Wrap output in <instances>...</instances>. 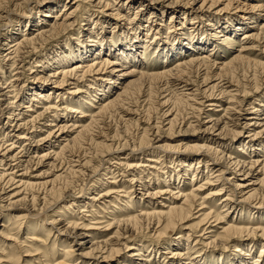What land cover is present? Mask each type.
Masks as SVG:
<instances>
[{
  "label": "bare ground",
  "instance_id": "bare-ground-1",
  "mask_svg": "<svg viewBox=\"0 0 264 264\" xmlns=\"http://www.w3.org/2000/svg\"><path fill=\"white\" fill-rule=\"evenodd\" d=\"M32 1L36 2L38 0H0V40L5 42L7 38L12 39L11 42H9L7 55H4V57L9 56L8 60H10L11 62L9 67L13 68V70L16 71L14 73L9 72L11 74H14V76L12 75L13 80L10 79L13 82L12 84L9 82L5 87L0 86V97H5L9 102L10 98H8V95L12 94V96L13 95L14 96L11 98H13L14 101L17 98V95L20 93V89L18 88V85L21 84L22 82H23L22 88L25 86L26 89H28L29 91L28 92L29 94H27L29 98H27L26 100L27 105H21L22 102H19V104L16 107V103L12 101H11L12 103H8L7 105L9 108L8 111L11 113L9 114L10 116L8 115L6 119L10 121L12 119L11 115L13 114V116L16 117L15 121L17 122L15 124H10L8 126V130L6 134L9 136L10 140L9 139H8L9 141L5 140V142H3L4 140H0L1 143L3 142L0 146V202H2V200L5 199L7 206H13L14 203L18 202V200L13 202L12 199H15L23 194L21 199L23 201H26L28 197H30L28 201L30 202V205L33 208L36 207L38 204L39 205L41 204L42 207L40 211L45 208L48 209L52 207V205H55V203H58L60 201H65V199H69V198L71 199V202L69 204L70 206H67L68 209H71L72 207L73 208L76 207L77 209L83 208L81 209V212H85L86 208H88L89 209L88 213L90 215H86V217L89 218L88 220H86L87 222L85 224L78 225L69 222L67 227L69 229H72V231L80 229L81 232H83L80 234L77 232L75 233L73 232L72 238L74 239V241L76 238L79 237H83V238L87 237L89 238V240H92L94 239L93 237H95L94 235L97 234V232L100 234H104L107 231L114 230L113 235L110 238L109 242L104 240L99 242L93 240L91 241L90 247L87 248V251H85V253L81 254L80 256L82 258L89 257L92 258L93 260H96V257L94 255V253H96L97 254L96 256L97 257L99 256V258H101V262H103V264H109L108 261H110L113 257L118 256L121 250L127 253L126 258L128 259L127 261L130 263L156 264L152 255L154 253H156V255L158 254V250H159L158 247L161 248L162 250H165L160 252V256L162 255L166 256L165 259L161 260L162 264H182L186 260H190L189 261L190 264H193L192 262H194V264H201L200 261L208 257L210 258V264H225L224 263L225 260L223 259H226L227 257L219 255L218 262H216L217 261L216 258L211 255H206L204 253L194 255L195 253H199L201 250L199 249L193 250L192 246L190 247L186 246L185 248L184 247L182 248L181 246L182 244L180 245V242L175 241L173 246L166 245L167 248L165 246H162V242L166 234V230L168 228L172 230L175 227L177 228V226L179 227L183 221L191 217V210L195 208L194 206H196L198 207L196 213L197 214L200 212L201 213L196 218L198 221L196 222L195 225L191 226L190 228L187 227L183 228L188 232L186 234V242H188L190 237L193 236L194 239L199 238V241H196L197 239L194 241L195 243L194 245L200 244L202 247H205L207 249H213V248H217L216 244L220 245V243L224 241L225 243L228 244L233 243L236 236L228 235L230 232H237V233L246 232L247 234L246 236L243 234L244 235L243 240L245 239V241H250L249 243H247L248 245L241 243V245L236 246V247H240L241 249L243 248L244 253L241 254L242 255L241 257L231 258V259L228 258V261L229 264H250V262L245 258V257L249 258L250 255H248L247 253L245 254V252H251L250 249H252L253 246L256 245L255 243L264 240V225H258V227L255 228L240 227L239 225H237L239 222L237 221L236 218L229 220L231 221L229 223L225 222V219L230 218L229 215L231 213L237 214L238 212L239 215L241 214L243 215V218L244 215H246V217L249 219L250 218L257 219L259 221V224L264 221V212L258 211L256 212L258 217H254L253 214L254 209L253 210H250L248 208L244 209L243 207L242 208L236 207L235 205V203L237 202L242 206L249 205L251 208L252 207L255 208L257 206L258 209L264 205V141L262 142L260 140L261 139L260 135L262 132H264V129H262L261 131H257V129H261L264 126V123H262L264 121V113L261 114L263 115V117H260L259 114L261 111L264 112V108H256V106H253L254 104L249 102L247 97H248V92L250 91L245 90L246 86L245 88L243 86L244 89L242 88L241 90L238 88V86L236 85L233 86L232 84H230L229 83L230 81L224 82L222 85H221V81L219 82V84L216 82L215 84H212L211 83L212 81L210 82V78L208 77V72L216 68L215 64L217 62L215 63L214 60L211 61L208 56L207 57L193 56L190 57L188 60H184V59L177 60L174 67L166 66L165 64H168L170 61L176 59L178 56H182L185 50L186 52L197 53L198 51H204L205 49L207 48L209 49L211 47L212 51L213 50L217 51L218 46H223L224 45L223 43L230 41L227 37L228 33L236 34L239 33L240 31H244L245 29H248V27H250V25L248 24H256L258 20L253 21L255 20L253 18L247 19V20H251V22L249 23H244V20H234L235 22H237V24L235 23L233 25L232 22H230L231 20L207 19L205 25L206 27H211L212 29L216 27L215 31H213V34L211 36L209 35V38L208 37L200 38L199 40H194L195 38H193L191 40L189 39V37L188 38L183 37L182 40L188 41V44H179L177 48H174L173 45H171L170 46L171 48L169 49H168V46L170 45L169 43L163 42V44L160 45L158 43H160V41L162 40H160V38H156V44H155L156 47L154 48L152 47L153 50L151 49L150 42L149 45L143 44L144 42L140 43V41L138 42L137 39L138 37L136 38L134 37L136 40L134 39L133 41L129 40L127 30H122L121 28L118 29L120 31L119 37L120 39L128 38L129 41L127 43L121 44L120 42L116 43L110 41L104 44L103 40L96 41L95 39H92L94 38L92 34H88L85 42L77 41L78 42L77 49L75 48L74 50L71 47L69 48L64 47L63 50L59 49L58 51H56L52 58H47L44 57L43 54L44 49L53 48L52 43H55L57 39H59L61 35H63V33L67 32L74 25L75 13L81 12V8L84 6V4L89 6L91 5V7H98V8L103 7L104 9L108 6V4L107 3L101 4L102 3L101 0H98L96 3H94L96 0H75L72 3L73 5H75L73 10H71L68 14H66L65 13L66 5L63 4L62 9L63 8L64 9L62 10V12L64 13L61 16H60L61 14L60 12L56 13L53 18L54 22L48 23L49 21H47V18L50 17V15L48 16V14H53L60 3L56 4L54 7H49L45 9L43 13H40L41 17L43 18L42 19L39 18V20L37 21V25L34 26V27H38L35 35L34 34L32 35V33L24 34V31H21L20 27L16 28L17 32H22L21 36H19L21 37V40H18L17 38H15L16 34L12 33L13 30H15L12 27H15L16 25L10 26L12 30H9V34H8V29L6 30V28L15 19L14 15H16L15 14L16 11L17 10L22 11V9L25 8L24 4H27ZM147 1L156 2V4L160 3L161 6L163 7L165 6V8H169V9L171 8L172 10H176L174 13H171L172 18L174 17L175 14H180V13L181 16L190 15L187 13L186 9H190L194 6L193 4L201 2L198 10H196L197 11L196 16L199 19L198 16H202V13H204L203 8L205 7V5L209 2H210V6L214 4V0H190V4L189 3L182 4L181 2L183 0H147ZM128 3L139 4L138 6L140 7L139 9L141 10L138 9L139 10L138 15L139 17L144 15L143 14L144 10L142 9V7H144V4L141 0H137V1L129 0ZM156 4L151 6L150 10L157 9L158 7L156 6ZM188 4L189 6H187ZM148 7L150 6H147L146 9ZM259 9L261 11H264V4L261 5ZM160 11H161V15H163L166 12L162 8L160 9ZM152 14L154 13H151V15ZM103 17L105 20H107L105 21L106 23H108L110 19L111 20L115 19L114 14L111 13L107 14V16L104 13ZM95 22H97V20ZM28 24L29 23H27L26 25ZM138 24L139 23L136 24L137 29L138 30L142 29L139 28ZM262 24L263 23H261V26ZM220 28H223V30H225L227 34H223L222 30L219 31L218 29ZM250 28H254V27H250ZM149 29L150 26L148 30ZM156 30L158 29L156 28ZM134 31H136V29H134ZM252 32L244 33L242 41H245L247 42V44H249V42L251 43V41H255L259 43L260 41L264 40V31L263 33H260L258 31L257 33H252ZM216 34H219V36H217ZM218 38L219 39L222 38V42L216 45V40H219ZM210 41L213 42L210 43ZM0 45H5V44L3 43ZM105 52L107 53V55L102 56L104 55ZM149 52H151V56L158 54L160 57L164 58L162 63L165 66L162 67V70L158 73H150L152 71H148L145 73L139 72V76L136 80L130 81L125 85L121 86L120 88H118L117 91L116 90L114 91L113 99L107 98L108 97L107 95L114 90V87H112V85H115L117 83V80H120L121 75L123 76V74L120 73L121 71L120 67H122L120 66L122 65L120 64V62L125 61V63L127 64H129L130 62L132 64H135L137 63L136 61L138 56L139 57L145 56V54ZM41 54H43V56H41ZM141 54L143 55L141 56ZM90 58H92V60H89ZM236 60L237 59L235 58V61ZM235 61L233 60V62ZM229 65L223 63L221 67L224 69L226 66L229 67ZM52 66L53 68H55L54 72L50 73L40 82H36L35 80L29 81L28 79L23 78L24 75L22 74V72L25 70V67H29L28 71L31 70L30 68H41V70L44 71L45 69H50ZM258 66L263 67L264 64L260 63L259 61ZM201 68H203L204 70L203 73L204 75L202 74L203 77L201 76L202 77L201 83H197L195 79H193L194 81L192 82V81H188L187 77L184 78L185 75L186 76L188 74L190 75V73H186L187 71L190 70L195 71V76L197 75L199 76L200 75L199 71ZM18 70L20 71L17 72ZM135 72L136 71L133 69L128 73L129 75L130 74L134 75ZM0 74L3 73L0 72ZM152 83H154L153 88L154 90L156 89L157 96L159 95L158 93L160 92L162 94L166 93V96L168 97L170 94H173L170 93V91L172 90L178 92L181 91V93L179 92L180 98L178 97L177 98L180 101L181 98H183L185 101L192 102V105L190 104V106H192L193 110L199 113L203 111L202 107H204V104H207L205 105V107H211L212 109L213 108L216 109L217 112H223L224 115L225 114L230 115L226 117L225 121L215 120L213 118L214 115H208L207 116L208 121L206 123H209L210 125L208 128H206V131L207 133H211V135L214 134L215 131H218V136L231 133L233 141H237L238 139H240L239 137L242 135V131H246L247 135L245 136V138L249 139V142L241 141L240 145L241 146L244 145V147L247 146L252 148L251 150H249V153L245 151L243 152L245 156H249V157H247V159H243L238 155L233 157L231 154L228 153V149H230V146L222 145L221 149L217 150L216 149L217 147L212 148L210 145H207L206 141L208 140L205 139L203 140L205 141V143L203 144L201 143V144H193V145L185 146L183 150V154L185 155L184 158L185 160L180 162L182 166L186 162V159L191 162H195L197 164L203 163L205 169H207L206 172L207 176H204V183L192 185L190 187L189 192L185 191L184 189L185 185L183 184L177 188V191L174 192L173 190L170 189L171 185L168 186L165 185V187L163 186V188L162 187L155 188L153 185L150 186L148 184L145 185L144 183L140 182V179L142 180V177L150 176L151 178L153 177V179H156V177L159 176L156 174L159 171L157 166L160 163L159 161H161L160 160L161 157L154 155L155 153L150 154L152 156H146V158H144L143 162L147 164H143V165L141 164L143 163L140 160L141 158H139L138 161L139 163L136 162L137 166L130 165L128 163V159H130V156L132 157L136 154H137L136 156H144V154L147 153V150L145 148L152 147L153 145L152 142L155 141L156 136L160 132L161 129V127H159L160 124L166 122L169 131L179 124H177V120L175 116L171 118L173 113L172 110L169 108L166 111H163L159 118L157 117V120L161 119L162 121L160 120L155 122H151L152 119H150L149 117L146 120L142 119L143 117H140L138 112L136 113V111L134 110L132 111V113H135L133 114L134 117L132 120L134 121L135 125H137L138 130H140V134L137 136V139H135L136 142L134 143L135 141L134 140L132 141L133 143L130 142L131 144L129 145V142L124 139L122 140L124 142L123 144H121L120 147L126 148L128 150L127 154L125 153L118 154L116 155V158H109L105 161H103L102 159L100 160L101 164L107 165V167H105V170L103 169V167L102 170L109 172V174H112V176L114 175V173L111 168L117 169L119 167V169L121 168L125 170H133V169L138 170L136 174H133L131 176L129 181H126L129 186L124 187L121 184L120 186L114 181L109 180V182L107 183L113 186H106V188L103 189V187H105L106 184L102 183L99 184L98 188L95 189V186L91 184L90 187H86V188L81 187L76 196H73L74 194L73 195L67 194L66 188L69 186L68 185L69 183H67L66 179H68V177L70 176L71 177L84 176L85 174L83 170L85 167H87L90 164L92 159L89 158L84 160L81 159L82 157L78 155L74 156L72 153L71 155L70 152H72V149L75 146L78 147V145L80 147L81 143H83V141L85 140L84 137L91 132V129L93 128L94 124L102 123L107 114H109L111 111L116 112L119 106L128 100L130 95V90L133 87L137 86L136 84L139 85L138 91L139 92L142 91L141 93L144 94L146 92L148 93L151 92L149 91V88L151 87L150 85H152ZM107 84H111V86L110 85L108 86ZM254 84L257 85L256 83ZM91 85L97 86L96 87L97 92L92 90L93 87ZM187 86H191V87L187 88ZM69 87L73 88L72 92L66 91L69 89ZM232 87H234V90L232 89ZM263 87H264V79L262 81V84H259V86L258 85L255 86L254 91L261 89ZM82 89H84V91ZM81 93L86 94L89 97V99L91 98L90 102L84 101L83 99L82 100L79 99L80 102L79 100L78 102L75 101L78 107L77 108L71 107L70 103H72V101L74 102L73 100V98L75 97L74 95H79ZM92 94L95 95L93 96ZM171 96L173 97V95ZM97 97L98 100H96ZM167 97H164V99L161 100L162 102L157 101V103L161 102V104H158L159 107L164 108L167 105V103L171 98L169 96L167 99ZM53 99H55L54 102H52ZM104 101H106V103ZM14 103H15V107L12 106L14 105ZM33 103H36L37 105H33ZM58 103H60V105H58ZM224 105L226 106L224 107ZM20 107L25 108L26 112H33V115L28 117L25 116V118H20V116H23L24 114L23 113L15 114L14 111V109L17 111L18 108L20 109ZM262 107H264V105H262ZM33 108L37 110H35L34 112ZM125 113L127 115H131L129 114V112H125ZM71 114H75L77 115V117L76 116L72 117ZM67 119L69 120L68 123L70 122L73 123H71V125H68V123L65 122L67 121ZM69 127L71 128L70 130ZM238 127L239 128L241 127L240 131H237L236 129ZM43 128H47L45 129L46 135L40 138L39 140H37L34 146L29 145L30 138L32 139L34 133H36L37 131H41ZM48 140H53L54 142H58V144L55 143L53 146L55 150H49L40 154L39 152L40 148H35V147L43 145V143ZM20 141L23 142L27 141V143H24L22 144V146L20 145L19 147H17L16 145L20 144ZM107 142L108 140H106L105 143L94 145L97 148V150H100L101 152V156L99 155V159L100 157L102 158L103 155L106 154V156L107 155L109 156L110 154H112L111 152L115 151V149L117 150V147L113 148L114 145L113 142L109 141V144ZM255 146H261V147L256 148ZM237 152H242V150L238 148ZM260 153H262L263 155L259 156L258 154ZM65 157L66 159L64 160L67 161L63 164L64 161L62 160ZM104 158L105 157H103V159ZM167 158L171 159L170 157ZM47 160L53 161V164L51 163L52 165L49 166L51 167V169L52 168L57 169L58 172L53 180L49 182L46 181L41 183L39 182V180L44 175V173L43 175L30 176V170L36 169L41 165L46 166L47 164H44V162H46ZM112 160H116V162L114 163L112 162L113 164L116 163L115 166L110 164L109 161ZM54 162L57 163L59 162V165L58 166L55 165ZM211 165L212 167L209 170V167ZM131 172L135 173V171H131ZM94 173L95 172H93L92 175ZM228 173L230 177H226V174ZM87 177L90 178L92 176H87ZM109 179H113V178H109ZM250 179L252 180L254 179V182L252 183L249 182L251 181ZM60 182L62 183L59 184ZM255 182L257 184H255ZM92 183L97 184L99 182L98 180H94V182ZM211 185H216V186L215 188L211 189L207 195H205L204 197H200L198 193L205 186H211ZM254 185L258 186L257 189L251 188V186ZM136 187H138L137 190H134ZM100 188L103 190H99ZM8 189H10L9 192H6L8 191ZM258 190H261V192L263 191L262 192L263 196H261L259 198L260 200L256 203L255 199ZM26 191H30V192L27 193ZM88 192H91V194H88ZM120 193H124V194L120 195ZM129 193H131L132 197L127 196ZM86 194L88 196L87 198H84V200H86L84 202L82 197ZM40 196L42 197L40 198ZM166 196L169 198H166ZM124 198L126 200H124ZM132 198L135 201H132L131 200ZM162 198H165L166 200L161 201L164 203L159 204V209L148 208L149 206L147 205L150 204L153 205L155 204V201L157 199H162ZM106 199H111V201L106 202ZM216 199L218 202L215 204V206L218 205L221 208L219 212L212 208L213 202ZM39 201L41 203H39ZM178 201H181V203H179ZM114 202L119 204L122 203L123 206H121L120 208H116V206L112 204ZM145 204L147 205L145 206ZM138 206H144L145 208L136 211L135 209L139 208ZM0 208H4V206H0ZM110 208L113 209V211H110L109 210ZM121 208L128 210V212H122ZM61 209H65V208H61ZM134 211L135 213H132ZM100 212H102L104 215L110 216L111 218L105 220L104 222L97 221L100 218V216H98ZM53 213H54L53 217L62 218V220L65 219L66 217L65 216L66 214L61 213V211L59 210ZM117 213L119 214L117 215ZM14 219L27 220L31 218L29 216L27 217L20 216ZM56 219L53 218L52 219L53 222L49 223V225L51 226L50 229L56 228L55 226H53L55 223H57ZM21 223L19 222L18 226L22 225ZM224 224L226 225V227L217 228L219 225H224ZM36 226H38V224H35V226L30 225L27 228L26 231H28L27 235L29 236L25 238V241L35 240L34 234L37 231ZM143 226L145 230L148 231V233H151V235L154 237V240L155 241L157 240L158 247H156V245L151 246L149 248L150 249L149 252L147 253L146 251L144 252L143 247L136 245L135 242L129 243L127 245L126 243H122V245L118 243L121 240L127 241V238L131 236V234L133 233L134 228L137 227L141 229ZM4 229L6 230L7 228H3V230ZM50 229L46 230L47 236L50 234ZM218 229L220 232L217 235H215L216 230L218 231ZM91 231H95V233H92ZM179 234L181 235V232H179ZM196 234L198 235L194 236ZM180 238L181 237L178 235V237H176V240ZM4 239L5 241L8 240V238H4ZM14 241L13 244H15V246L22 245V244H17ZM228 244L226 245L228 246ZM76 245H78L79 248L84 250V243H76ZM258 245L261 246L262 248L261 251H262L264 245H262L261 243H259ZM8 246L10 245L6 244V242H2L0 244V256H1L0 260L2 261L1 263L16 264L15 262L17 261V259L15 254H11V253L5 254L4 249H8ZM227 246L224 245V248H227ZM246 248L247 250H245ZM64 251L65 252L63 254H65L64 256L65 258L62 260H58L55 264H66L65 261H68L67 259L73 256V251L71 247L67 246L66 250ZM24 253H25L24 256L30 257L29 260L25 262V264L40 263L39 261L41 259H43V262H46L47 264H49L50 262H54L50 259L49 255L46 254L41 256L40 253H36L35 251L31 252L33 254H28L30 252L27 250H25ZM191 253L194 255L192 258L190 257ZM257 262L258 259H256L255 261L253 260V264H257ZM82 263L89 264L88 262H84V261Z\"/></svg>",
  "mask_w": 264,
  "mask_h": 264
},
{
  "label": "rangeland",
  "instance_id": "rangeland-1",
  "mask_svg": "<svg viewBox=\"0 0 264 264\" xmlns=\"http://www.w3.org/2000/svg\"><path fill=\"white\" fill-rule=\"evenodd\" d=\"M74 1L75 0H38L36 2L32 1V2H29L27 4H24L25 8L22 9V11H20V10L16 11V13H15L16 15H14L15 19L12 21V23H10V25L6 28V30L8 29V34H9V30H12L10 28V26L16 25L15 27H12L15 30H13V32L12 31L11 32L16 34L15 38H17L18 40H21V37H19V36H21V34H22V32L16 31V28H18V27L21 28V31H24V34L32 33V35L33 34L35 35L38 27H34V26L37 25V21L39 20V18L40 19L43 18V17H41L40 13H43V11H45V9H47L49 7H54L56 4L60 3L53 14H48V16L50 15V17L47 18V21H49L48 23L54 22L53 18H54V15L56 13L60 12L61 13L60 16L64 13V12H62V10L64 9V8L62 9V5L63 4L66 5V8H65L66 12L65 13L68 14L75 7V5L72 4ZM97 1L98 0H96L94 3H96ZM141 1L144 4V7H142V9L144 10L143 11L144 15L140 16V17L138 15V11L141 10V9H139L140 8L138 6L139 4H132V3L129 4L128 3L129 0H101V2H102L101 4H106V3L108 4V6L105 9L103 7H101V8L91 7V5L89 6V5L84 4V6L81 8V12L75 13L74 25L67 32L63 33L64 36L61 35V37L59 39H57V41L55 43H52L53 48L44 49V52H43L44 57L52 58L56 51H58L59 49L63 50L64 47H68V48L71 47L74 50H75V48L77 49V43H78L77 41L85 42L88 34H92L94 37L92 39H95L96 41L103 40L104 44H106L107 42H110V41H113L116 43L120 42L121 44L127 43L129 40L133 41V39L136 40L135 38L138 37L137 39H138V42L140 41V43L144 42L143 44L149 45V42H150L151 43L150 46L152 49V47L153 48L156 47L155 46L156 38H160V40H162V41H160V43H158V44L161 45V44H163V42L164 43L166 42V43L170 44L168 46V49L171 48L170 47L171 45H173L174 48H177L179 44H188V41L182 40L183 37L184 38L189 37V39H191V40L193 38H195L194 40H199L200 38H207V37L209 38V35L211 36L213 34V31H215L216 27H214V29H212L211 27H206L205 25H206L207 19L231 20L230 22H232V24L234 25L235 23L237 24V22H235L234 20H244V23H249V22H251V20H247V19L253 18V19H255L253 21L258 20L257 23L256 24H248V25H250V27H254V28L248 27V29H245L244 31H240L239 33H236V34H233V33L227 34L226 31L223 30V28L218 29L219 31L222 30L223 34H227V37L230 41L223 43L224 44L223 46H218L217 51H215V50L212 51L211 47L209 49L208 48L205 49L204 51H198L197 53L186 52V50L184 49L185 51H184V54L182 56H178L176 59L170 61L168 64H165V65L170 66V67H174L177 60H181V59L188 60L190 57H193V56H195V57H204V56L207 57L208 56L211 61L214 60L215 63L217 62L215 64L216 68H214L208 72V77L210 78V82L212 81L211 82L212 84H215V82L219 84V82L221 81V85H222L224 82L230 81L229 82L230 84H232L233 86H235V85L238 86V88L241 90H242L243 86H244V88L246 86L245 90L250 91V92H248V97H247L249 102L254 104L253 106H256V108H264V107H262V105H264V87L254 91L255 86H257V85L259 86V84H262V81L264 79V68H263L264 66L263 67L258 66L259 61H260V63L264 64V40L260 41L259 43L255 42V41H251V43L249 42V44H247V42H245V41H242L243 34L246 32H252L253 31L252 33H257V31H258L260 33H263V31H264V11H261L259 9V7L264 4V0H216V1L214 0V4H212V6H210V2L205 5V7L203 8L204 13H202V16H198L199 19L196 16V13H197L196 10H198L201 2L193 4L194 6L190 9H186L187 13L190 14L191 16L190 15H185V16L182 15L181 16V13H180V14H175L174 17L172 18L171 13H174L176 10H172L171 8L170 9L165 8V6L164 7L161 6L160 3L156 4V2H148L147 0H144V1L141 0ZM181 3L182 4H185V3L190 4V0H183ZM155 4L158 8L150 10L151 6H153ZM189 4L187 6H189ZM147 6H150V7H148L149 9L148 8L146 9ZM161 8L166 11L163 15H161V11H160ZM140 12H142V11H140ZM104 13L106 16L109 13L114 14L115 19L114 20L110 19V21L108 22L110 24L106 23L105 21H107V20H105L103 17ZM151 13H154V14L151 15ZM178 17H180V18H178ZM194 18H197V19H194ZM61 20H62V18H61ZM96 20H97V22H95ZM31 21H34V22H31ZM27 23H29V24L26 25ZM137 23H139L138 24L139 28H142V29H140L142 32L137 29V25H136ZM261 23H263L262 26H261ZM149 26H150V29L148 30ZM121 28H122V30H127L129 40H128V38L127 39H124V38L120 39V37H119L120 31L118 29H121ZM156 28L158 30H156ZM134 29H136V31H134ZM180 29H182V30H180ZM171 32H173V33H171ZM182 34H184V35H182ZM216 35L219 36V34H216ZM11 40H12L11 38H7V40L5 42L0 40V44H3V43L5 44V45H0V72L3 73V74H0V86L1 87L7 86V84L9 82L12 84L13 82L10 79L13 80L12 75L14 76V74H11V73L16 72L15 70H13V68L9 67L11 64L10 60H8L9 56L4 57V55H7L9 42H11ZM212 42L213 41H210V43H212ZM221 42H222V38H220L219 40H216V45L221 43ZM243 46H244V48H243ZM182 47H183V45H182ZM244 49H246V50H244ZM43 54H41V56H43ZM106 55H107V53L105 52L104 55H102V56H106ZM142 55L143 54H141V56ZM157 55L158 54L151 56V52H149V53H146L145 56H142V57L138 56L137 61H136L137 63H135V64H132L131 62L129 64H127V63H125V61H121L120 64H122V65H120V66H122V67H120V69H121L120 73H122L123 76L120 74L121 75L120 80H117V83L115 85H112V87H114V90L107 95L108 97L107 96L106 97L113 99L114 98V95H113L114 91L115 90L117 91L118 88H120L121 86L125 85L128 82L136 80L139 76V72H142V73H145L148 71H152L150 73L160 72L162 70V67L165 66L162 63L164 58L160 57L159 55L157 56ZM235 58L237 59L236 61H235ZM89 60H92V58H90ZM233 60L235 62H233ZM223 63L226 65L230 64L232 66L229 65V67L226 66L225 67L226 69L225 68L223 69L221 67L223 65ZM123 66H124V68H123ZM29 67H25V70L22 72V74L24 75L23 78L28 79L29 81L35 80L36 82L42 81L43 78L48 76L50 73H53L54 69H55V68H53V66L50 69H45L44 71H42L41 68H30L31 69L30 70L31 72H30V71H28ZM133 69L136 71L135 74L129 75L128 72L132 71ZM220 69H222V70H220ZM19 71L20 70H18L17 72H19ZM192 71L193 70L187 71L186 73H190V75L189 74L187 76L185 75L184 78L187 77L188 81H192V82L194 81L193 79H195V81H197V83H201V79L204 75L203 74L204 73L203 68L200 69V71H199L200 75L199 76L197 74H196L197 76H195V71H193V72ZM9 72H11V73H9ZM41 77H42V79H41ZM3 79H5V80H3ZM256 81L259 83H257ZM254 83H256L257 85H255ZM153 84L154 83H152V85H150L152 87V88L150 87L151 90L149 88V91H151V92L150 93L146 92L144 94L141 93L142 91L141 92L138 91L139 85L136 84L137 86L133 87L130 90V95H129L128 100L125 103L121 104L119 106L118 110H116V112L111 111L109 113L110 115L107 114L104 118V121L102 122L103 124L102 123L94 124L95 127L93 125L91 132L88 133V135H86L84 137L85 140L83 141V143H81L80 147L78 145V147L75 146L73 148L74 150L72 149V152H70V154L72 153L74 156L78 155V156L82 157L81 159H84V160L89 159V158H92V159H91L90 164L87 167H85L83 170L84 174H85L84 176H80V177L79 176H75V177L70 176V177H68V179H66L67 183H69L68 184L69 186L66 188L67 194H70V195L74 194L73 196H76L81 187H83V188L90 187L91 184H93L95 186V189L98 188L99 184H102V183L106 184L105 187H103V189L106 188V186H113V185L107 183V182H109V180L114 181L115 183H117L119 185L121 184L124 187L129 186L126 181H129L131 176L133 174H136L138 170H136V169L125 170V169H121V168L119 169V167L117 169L111 168L113 170V173H114V175L112 176V174H109V172L102 170V167L105 170V167H107V165L101 164L100 160L102 159L103 161H105L109 158H116V155H118V154H124V153L127 154L128 150L126 148L120 147L121 144H123V142H124L122 140H124V139L127 140L129 142V145H130L131 144L130 142L137 139V136L140 134V130H138L137 125H135L134 121L132 120L134 117L133 114H135V113H132V111H134V110L136 111V113L138 112L140 117H143L142 119L146 120L149 117L150 119H152L151 122H155V121H160L161 119L157 120V117L159 118L161 116L162 112L166 111L169 108L172 110V113H173L171 118L173 116H175V118L177 120V124H179V125H176V127L172 128V130H170V131L168 129V126L166 125V122H163L162 124H160V126H159V127H161L160 132L156 136L155 141L152 142V144H153L152 147L145 148L147 150V153L144 154V156H136L137 154L136 155L133 154L134 156H132V157L130 156V159H128V163L130 165L137 166V163H139L138 162L139 158H141L140 160L143 162V160H144V158H146V156H152L150 154H153V153H155L154 155L161 157V159H160L161 161H159L160 165L158 164V166H157L159 171L156 174L159 176L156 177V179H153V177L151 178L150 176H148L150 179L148 177H142V180L140 179V182L144 183L145 185H147V184L150 186L153 185L155 188H158V187L163 188V186L165 187V185L166 186L171 185L170 189L173 190V192H174V191H177V188L183 184V185H185V188H184L185 191L189 192L190 187L192 185L204 183V176H207V173H206L207 169H205V166L203 163L197 164L195 162H191V161L186 159V162L182 166L180 162L185 160L184 159L185 155L183 154V150H184L185 146L193 145V144H201V143L203 144V143H205V141H203L205 139L208 140V141H206L207 145H210L212 148L217 147L216 148L217 150L221 149L222 145L230 146V149H228V153L231 154L233 157L237 156V155L239 157H242L243 159H247V157H249V156H245L243 152L245 151V152L249 153V150H251L252 148L247 147L246 145H245L246 147H244V145H242V146L240 145L241 141L242 142L243 141L249 142V139L245 138V136L247 135L246 131H242V135L239 137L240 139H238L237 141L232 140L231 133L218 136V131H215L214 134H212V135H211V133H207V131H206V128H208L210 125L209 123H206L208 121V117H207L208 115H214L213 118L215 120H224V121H225L226 117L230 116V115H228V114L224 115L223 112H217L216 109H214V108L212 109L211 107H205V105H207V104H204V107H202L203 111H201L199 113V112L193 110L192 106H190V104L192 105V102L185 101L183 98H181V101H180L178 98H180L179 94L181 93V91H179L180 92L179 93L178 91H175V90L170 91V93H173V94L169 95L171 98H170L169 102L167 103V105L164 108L159 107L158 104H161V102H162L161 100H163L164 97H167V96H166V93L162 94L161 92H160L161 94L158 93L160 96L159 95L157 96L156 95L157 92H156V89L154 90ZM107 85L111 86V84H107ZM22 86H23V82L18 85V88L20 89V93L18 95L16 94L17 98L14 101H13V98H11L14 96V95L12 96V94L8 95V98H10L9 102L5 97H0V99H2V100H0L1 101L0 102V104H1L0 110L2 111V112L0 111V140H4L3 142H5V140L9 139V136L6 134L7 130H8V126L10 124H15L17 122V121H15L16 117L13 116V114L11 115L12 119L10 121H8L6 119L8 117V115L11 113L8 111L9 110V108L7 106L8 103L15 102L16 107L19 104V102H22L21 105H27L26 100H27V98H29L27 96V94H29L28 93L29 91H28V89H26L25 86L23 88H22ZM91 86L93 87L92 90L96 91L97 86L96 85H94V86L91 85ZM80 87H81V85H80ZM190 87L191 86H187V88H190ZM84 89H87V88H84ZM84 89H82V90L84 91ZM178 89H180V88H178ZM232 89L234 90V87H232ZM66 91L72 92L73 88L69 87V89ZM134 91L136 94L134 93ZM183 92H185V91H183ZM96 94H99V93H96ZM139 94H140V96H139ZM183 94H185V93H183ZM92 95L94 96L95 94H92ZM171 95H173V97ZM74 96H73L74 102L72 101V103H70L71 104L70 106L74 107V108L78 107L76 105L75 101L78 102L79 99L80 100L83 99L84 101H88V102H90V100H91V98L89 99V97L83 93H81L79 95H74ZM168 97H167V99H168ZM199 97H200V94H199ZM160 98H162V99H160ZM223 99H225V98H223ZM54 100L55 99H53L52 102H54ZM80 100H79V102H80ZM96 100H98V97ZM157 101H161V102L157 103ZM226 101H227V99H226ZM104 102L106 103V101H104ZM15 103H14V105H12L13 107H15ZM33 105H37V104L33 103ZM58 105H60V103H58ZM225 106L226 105H224V107ZM33 109H34V112H35V110H37L35 108H33ZM14 111H15V114H21V113L24 114L23 116H20V118H25V116L28 117V116L33 115V112H26L25 108H22V107H20V109L18 108L17 111L14 109ZM125 112H129V114H131V115H127ZM263 113H264L263 111H261L259 113L260 117H263V115H261ZM66 115H69V114H66ZM71 115H72V117H75V116L77 117V115H75V114H71ZM12 120H14V121H12ZM68 121L69 120L67 119V121H65V122L68 123ZM71 123H73V122L68 123V125H71ZM262 123H264V121ZM96 125H98V126H96ZM45 129H47V128H43L41 131H37L36 133H34L32 139L30 138L29 145L34 146V144L37 140L44 137L46 135ZM70 129L71 128L69 127V130ZM236 129H237V131H240L241 127L240 128L238 127ZM262 129H264V126L261 129H257V131H261ZM260 138H261L260 140L263 142L264 141V132L261 133ZM106 140H108V142H107L108 144H109V141L113 142L114 143L113 148L117 147V150L115 149V151L111 152L112 154H110L109 156L108 155L106 156V154L105 155L102 154L103 157H105V158L103 159V157L102 158L100 157V159H99V155L101 156V152H100V150H97V148L94 145L100 144V143H105ZM135 142H136V140L134 141V143ZM218 142H219V144H218ZM2 143L0 142V146ZM24 143H27V141H24V142L20 141V144H18L16 146L17 147H19L20 145L22 146V144H24ZM55 143L58 144V142H54L53 140H48V141H45L43 143V145H40V146L35 147V148H40L39 152L41 154V153L49 151V150H55L53 147ZM255 147L260 148L261 146H255ZM238 148H240L242 150V152H237ZM242 148H244V149H242ZM247 153H245V154H247ZM70 154H67V155H70ZM258 155L262 156L263 154L260 153ZM66 157L63 158V160H62V161H64L63 164L67 161V160H64V159H66ZM167 157H170L171 159H169ZM59 162L58 163L54 162V164L58 166ZM109 162H110V164H112L114 166L116 164V163L113 164L114 162H116V160H112ZM51 163L53 164V161L47 160L46 162H44V164H47L46 166L41 165L37 168L35 167L36 169H31L32 171L30 170V176L43 175V173H44V175L41 177L39 182L43 183L46 181L49 182V181L53 180L58 171H57V169H53V168L51 169V167L49 166V165H52ZM141 164L143 165V164H147V163L143 162ZM211 167H212V165L209 167V170ZM140 169H142V168H140ZM131 171H135V173H133ZM93 172H95V173L92 175ZM87 176H92V177L89 178ZM226 177H230L229 173L226 174ZM109 178H113V179H109ZM94 180H98L99 183H97V184L92 183V182H94ZM247 180H249V179H247ZM250 180L251 181H249V182H251V183L254 182V179L253 180L250 179ZM89 181H91V182H89ZM191 182H192V184H191ZM61 183L62 182H60L59 184H61ZM255 184H257V183L255 182ZM215 186L216 185L205 186L198 194L200 195V197H204L205 195H207L210 192L211 189L215 188ZM257 187H258L257 185L251 186V188H256V189H257ZM137 188L138 187H136L134 190H137ZM10 189H12V188H10ZM10 189H8V191H6V192H9ZM103 189L100 188L99 190H103ZM245 191H247V190H245ZM26 192L29 193L30 191H26ZM262 192H261V190H258L256 199H255L256 203L260 200L259 198L261 196H263ZM88 194H91V192H88ZM121 194H124V193H120V195ZM22 195L15 198V199H12L13 202L18 200V202L13 204V206H7L5 199L2 200V202H0V204H1L0 206H4V208H5V209L0 208V244L2 242H6V244L10 245V246H8V249H4V251H5V254H10V253L15 254L16 259H17V261L15 262L16 264H25V262L29 260L30 257L24 256L25 250L30 252L28 254H33L31 252L35 251L36 253H40L41 256L45 255V254L49 255L50 259L52 261H54V262H50L49 264H55L58 260H62L65 258L64 257L65 254H63V253L65 252L64 250H66L67 246L71 247V249L73 251V256H71L69 259H67L68 261H65L66 264H81L83 261L88 262L89 264H94V263L95 264H98V263L103 264V262H101V258H99V256L98 257L96 256L97 255L96 253H94L96 260H93L92 258H89V257L82 258L80 256H81V254L85 253V251H87V248L90 247L91 241H93V240L98 241V242L102 241V240L109 242L110 238L113 235L114 230L107 231L104 234H100L97 232V234L94 235L95 237H93L94 239H92V240H89V238H87V237H85V238L79 237V238H76L74 241V239L72 238L73 237L72 233L77 232L80 234L83 232H81L80 229L72 231V229H69L67 227V225L69 222L75 223L78 225L85 224L87 222L86 220H88V218H89V217H86V215H90L88 213V211H89L88 208H86L85 212H81V209H83V208L77 209L76 207H74V208L72 207L71 209H68L67 206H70L69 204L71 202V199L69 198V199H65V201H60L58 203H55V205H52V207H50L51 209L45 208V209H42L40 211V209L42 207L41 204L40 205L38 204L39 206L37 205L36 207H34L35 208L34 209L30 205V202L28 201L30 199V197H28V199L26 201H23L21 199ZM87 196L88 195L86 194L82 197L84 202L86 201V200H84V198H87ZM127 196L132 197L131 193H129ZM41 197L42 196H40V198ZM112 197H113V195H112ZM166 198H169V197L166 196ZM214 198H216V197H214ZM124 200H126V199L124 198ZM131 200L135 201L133 198ZM164 200H166V199L165 198L157 199L155 201V204H153V205L152 204H150V205L145 204V206L147 205V206H149L148 208H151V209L152 208L159 209V204L164 203V202H161ZM107 201L109 202V201H111V199H106V202ZM169 202H172V201H169ZM178 202L181 203V201H178ZM217 202L218 201L216 199L213 202L212 208L219 212V210H221V208L218 205L215 206V204ZM253 202H255V201H253ZM39 203H41V202L39 201ZM112 204L115 205L116 208H120L121 206H123L122 203H120L121 205L119 203H115V202ZM167 204H169V203H167ZM130 205H132V204H130ZM235 205H236V207H241V208L243 207L244 209L245 208H248L250 210L254 209L253 210L254 217H258L256 212H258V211L264 212V205L261 206V208H259V209L257 206L255 208L254 207L251 208L249 205H243L242 206L241 204H238L237 202L235 203ZM138 207L139 208L135 209L136 211H139L140 209L145 208L144 206H138ZM194 207L195 208H193L191 210V217L190 218L183 221L179 227L177 226V228L175 227L172 230L170 228H168L166 230V234L163 238L162 246H165L167 248L166 245L173 246L175 241L180 242V245L182 244L181 245L182 248L183 247L185 248L186 246H188V247L192 246L193 250H197V249L201 250L199 253H195L194 255L200 254V253H204L206 255H211V256H214L216 258V260H217L216 262H218V256L219 255L227 257L226 259H223V260H225L224 261L225 264H229L228 258L231 259V258L241 257L242 256L241 254L244 253V249L242 248L243 249L242 250L240 247H236V246L241 245V243L248 245L247 243H249L250 241H245V239L243 240L244 235L245 236L247 235L246 232H242V233L230 232L228 235L236 236L233 243L228 244V243H225V241H224V242H221L220 245L216 244L217 248H213V249H207L205 247H202L200 244L194 245L195 244L194 241L196 239H197L196 241H199V238L194 239L193 236L190 237L188 242H186V234L188 232H187V230H184L183 228H185V227L190 228L191 226L195 225L196 222L198 221L196 218L201 213L200 212L197 214L196 212H197L198 207H196V206H194ZM61 208H65V209H61ZM57 210L61 211V213H63V214H66L65 216L67 218L65 217V219L62 220V218L53 217V214H54L53 212H56ZM109 210L113 211V209H111V208ZM121 210H122V212H128V210H125L124 208H121ZM132 213H135V211ZM118 214L119 213H117V215ZM20 216H26V217L29 216L31 219H27V220L26 219H19V220L14 219V218L20 217ZM98 216H100V218L99 219L96 218V219H98L97 221H100V222H104L105 220H108L111 218L108 215H104L102 212H100V214H98ZM229 216H230V218H228V219L226 218L225 222L229 223V222H231L229 220L236 218L237 221L239 222L237 225H239L240 227L255 228V227H258V225H264V221L263 222L260 221L262 223L259 224V221L257 219H255V218L249 219L246 217V215H244V218H243V215L242 214L239 215L238 212H237V214L231 213ZM44 218H45V220H44ZM53 218L54 219L57 218L56 219L57 223H55L53 225L56 228L50 229L51 226L49 225V223L53 222L52 221ZM59 220H61V221H59ZM19 222L20 223L22 222L21 223L22 225L18 226ZM24 222H26V223H24ZM228 223H226V224H228ZM35 224H38V226H36L37 231L34 234L35 240L25 241V238L27 236H29V235H27L28 234V231H26L27 228L30 225L35 226ZM221 227H226V225L225 224L219 225L217 228H221ZM3 228H7V229L3 230ZM49 229H50V234L47 236L46 230H49ZM91 232L95 233V231H91ZM179 232H181V235L179 234ZM219 232H220L219 229H218V231L216 230L215 235H217ZM247 232H249V231H247ZM178 235L181 238L176 240V237H178ZM197 235L198 234H196L194 236H197ZM100 236H101V238H100ZM149 237H151V238H149ZM4 238H8V240L5 241ZM10 240H12V241H10ZM13 241L16 242L17 244H22V245L15 246V244H13ZM75 242L76 243H84V250L79 248ZM134 242L136 245L143 247L144 252L146 251L147 253L149 252V250H150L149 248L151 246L156 245V247H158L157 240L156 241L154 240V237L151 235V233H148V231L145 230L144 226L141 229L137 228V227L134 228L133 233L131 234V236H129L127 238V241L121 240L118 243L120 245H122V243H126V245H127L129 243H134ZM259 243L264 245V240H262L261 242L255 243L256 245L253 246L252 249H250L251 252H245V254L247 253L248 255H250L249 258L245 257L246 260H248L250 262V264H253V260L255 261L256 259H258L257 264H264V248L261 251L262 248L260 245H258ZM226 244H228V246ZM224 245L227 246V248H224ZM158 249H159L158 254L156 255V253H154L152 255V257H153L154 261L156 262V264H162L161 260L165 259L166 256H164V255L160 256V252L165 251V250H162L159 247H158ZM235 250H238V251H235ZM245 250H247V248ZM248 251H249V249H248ZM192 252H195V251H192ZM194 255L191 253L190 257L192 258ZM258 256H260V257H258ZM126 257H127V253H125V251L121 250L120 253L118 254V256L113 257L108 262H109V264H135V263L128 262L127 261L128 259ZM0 258H1V256H0ZM189 261L190 260H186L182 264H190ZM1 262L2 261L0 260V264H5V263H1ZM39 262L40 263H33V264H47L46 262H43V259H41ZM192 263L194 264V262H192ZM200 263L201 264H210V258L209 257L206 259L204 258L200 261Z\"/></svg>",
  "mask_w": 264,
  "mask_h": 264
}]
</instances>
